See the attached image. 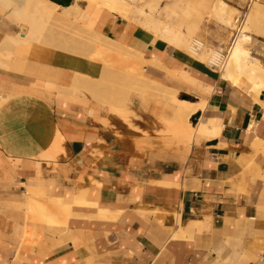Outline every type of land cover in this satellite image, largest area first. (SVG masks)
<instances>
[{
  "label": "crops",
  "instance_id": "0c3cea01",
  "mask_svg": "<svg viewBox=\"0 0 264 264\" xmlns=\"http://www.w3.org/2000/svg\"><path fill=\"white\" fill-rule=\"evenodd\" d=\"M132 25L110 12L96 29L148 47ZM152 47L163 63L204 70ZM15 54L21 65L0 76V264H264V147L253 145L264 144V85L254 95L203 72L213 88L190 102L204 100L193 114L215 127L190 138L174 132L164 100L166 144L187 145L180 159L117 133L61 89L75 72L98 75L89 59L37 42Z\"/></svg>",
  "mask_w": 264,
  "mask_h": 264
},
{
  "label": "bare ground",
  "instance_id": "6f19581e",
  "mask_svg": "<svg viewBox=\"0 0 264 264\" xmlns=\"http://www.w3.org/2000/svg\"><path fill=\"white\" fill-rule=\"evenodd\" d=\"M74 1H76L78 4V8L76 9L77 13L75 14L69 13V8L71 6L72 0L68 3H57L52 0H0V15L5 14V18H7L10 23L15 24L17 27H19V29L14 33H11L10 31L0 30V76L8 74L11 68H16L23 62V60L18 58L15 54V50L17 49V47L28 45L30 42L47 44V42L49 41L50 43H54L51 41L56 38V34L54 31V27L56 26L60 29H69L70 31L77 33L81 31V28H78L79 25L83 24L87 26L84 27V30H86L87 28L88 30L94 32L98 31L96 30L97 23L99 21H102V17L110 12L125 20H128L130 18L129 5L125 0ZM83 1H86L88 3L89 6L87 5V8H85L86 6H84V9H82ZM253 3L254 5L250 7L246 13V21L244 25L239 27L237 35L233 39L228 50V55L225 58H223L222 54H220L218 51L206 49L204 44L199 40L193 39L191 38V36L186 37L184 35H181L179 28L175 22L161 19L158 16H153L152 13L144 15L142 19H136V22L139 24V26L145 29V33H148L149 37L152 40H156L157 44L159 43L160 47L167 48L169 52H172L177 57H184L183 53L180 52L183 50L189 55V59L191 57L209 65L219 64V76L222 79L230 82L233 85L240 86L244 88V90L247 89L252 94L256 95L264 85V65L260 61H258L257 58L255 59V57L251 55L249 50L244 45L252 40L250 30H255L257 32L255 34H258L259 32L263 33V31L260 30L258 24H260L259 22L264 19V9L261 8L258 4H255V2ZM186 5V8L189 7L191 10H194L193 13L197 12L199 14L202 10H209L210 13L213 14L216 18L221 21L227 22V24L229 18L232 15V8L222 0H188ZM57 8H59V10L61 11V15H59V11L58 15H56L55 11ZM190 9H187V15L192 16ZM164 12L166 17L168 18L175 13L172 9L170 11L164 9ZM139 13H142V11H139ZM0 22H2V20H0ZM191 24L193 25L194 23L192 22ZM190 28L192 32L195 31V26ZM140 33L144 32L140 31ZM96 35L94 36L93 33L92 36L88 35L89 39H87V41L90 40L92 44L91 46L93 47H91L90 45L86 47V41L83 47H86V49L88 48L89 50L90 48L93 49H91L88 53H83H85V55H88L87 57L89 58L92 66L94 65L93 68L98 71V75L95 76L74 71L75 73L71 85L69 87L62 88V90L67 94H79L82 96H86V93L81 92L80 90H93L92 87L94 86L95 88L97 84L94 85V83H91L93 85L92 86L90 85V82H92L95 77H97L98 81H100L99 78L102 77L103 80V77H106L107 72L109 74L114 73L110 71L111 68L109 67V63H105L106 55L110 54L111 52H115L116 54L114 55L116 57L119 56L120 59L124 57L136 59L137 61H135L138 65V75L142 78V80L145 79V77L143 76L141 70L146 66V64H150L154 68L169 73L174 77V79L178 80L182 84L198 86L201 92H209V90H207L203 85L199 84L197 79L192 76L186 69L178 68L177 66H168L166 63L161 62L153 56L147 57L142 50L132 48L123 43L115 41L109 36L106 37L110 38L112 40L111 42L109 40H106L107 38L103 37V35L102 38H106L104 39L106 43L104 41V43L97 42V40L101 36H99L98 38ZM90 41L88 42V44H90ZM59 42L60 44H57V42H55L56 45L60 46L62 41L60 40L58 41V43ZM63 42L67 43L68 40L65 39L63 40ZM110 43L113 46L115 45L117 48H114L112 45L110 46ZM149 45L151 46L150 48H153L152 42L149 43ZM83 47L80 46L79 48L82 49ZM72 48H74V46ZM72 48L71 50H73ZM109 60L110 59H108V61ZM97 61H100L101 63H97ZM102 80L100 81L101 84L102 82L104 83V81ZM98 81L95 82L98 83ZM44 86L54 88L52 84L44 83ZM98 91H101V93ZM98 91V99L107 107V110H109V114L113 113L124 120L128 119V117L130 116L128 110L122 109L120 106L121 104L119 105L113 103L111 101L112 98L106 95L102 96L103 90ZM141 92L143 95L144 91ZM167 92L168 94H164L163 98L164 100L169 101L174 106L173 118L171 120L175 126L174 132L176 134L190 138L192 133L194 132L197 133L205 132L207 130H213V128L215 127V121L213 119L206 120L204 117H202L193 127L191 126V123L189 121L190 116L195 111L204 108L206 103L204 100H200L197 103H192L189 100L178 98L175 95L174 91L167 90ZM3 101L4 100L1 97L0 103H2ZM254 141L255 143H253V145L256 148H259L261 146L264 147V144L261 140L257 139ZM254 150L256 151L257 149ZM84 198L85 197H83L82 199ZM177 222L180 223L179 215L177 216Z\"/></svg>",
  "mask_w": 264,
  "mask_h": 264
},
{
  "label": "rangeland",
  "instance_id": "374dc122",
  "mask_svg": "<svg viewBox=\"0 0 264 264\" xmlns=\"http://www.w3.org/2000/svg\"><path fill=\"white\" fill-rule=\"evenodd\" d=\"M125 1L129 5V17L130 18L128 19V21L134 23V25L132 26L136 27L137 30L144 32V33H140V32L138 33V35H141L143 37L144 39L143 43L152 42V45L160 46L159 43L157 44L156 40H152L149 37V34L145 33V29L139 26V24L136 22V19L137 20L142 19L144 15L152 13L153 16H158L161 19L175 22L179 28L181 35H184L186 37L191 36V38L199 40L200 42L204 44L206 49L218 51L220 54H222L223 58H225L228 55V52H226L228 45L232 37L234 35L236 37L239 27L244 25L246 21V13L249 10V8L254 5L253 2H255V4H258L261 8L264 9V0H253V1H250V0H222L226 2L232 8L231 10L232 15L229 18L228 24H227V22L221 21L218 18H216L213 14L210 13L209 10H202L204 12L201 11L199 14L197 12L193 13L194 10H191L189 7L186 8L187 7L186 4L188 0H125ZM207 1H211V0H207ZM82 5H83L82 9H84V6H86L85 8L89 6L86 1H83ZM231 5L235 6L236 8ZM77 8H78L77 2L72 0L71 6L69 8V13H73V14L77 13L76 11ZM164 9L167 11H170L172 9L174 10L175 13L172 14L171 17L168 18L165 15ZM187 9H190L192 16L187 15V11H188ZM58 11H59V15H61V11L59 10V8H57L55 11L56 15H58ZM139 11H142V13H139ZM1 15H0L1 16L0 20H2V22H0L1 31H10L11 33H14L19 29V27H17L15 24L10 23L7 20V18H5L6 17L5 14H1ZM237 16H239L240 18L242 17V23L239 26H238V22H235V19ZM191 21L194 23L193 25L191 24L192 23ZM259 23L260 24L258 25L260 27V30L263 31V33L259 32L258 34H255L257 33L255 30H250L251 33L250 32L249 33L252 36V40L249 43L245 44L244 46L249 50L251 55L255 57V59L257 57L260 61H262L264 57V35H263L264 34V19L261 20ZM189 26L190 27L195 26V29H194L195 31L192 32ZM84 27H87V26L80 24L78 28H81L80 29L81 31L75 33V32L70 31L69 29H63V28L60 29L59 27L56 26L54 27L56 38H54V40L51 41L54 43H50L48 41L47 44L49 43L48 45L54 46L56 47V49L61 50L65 53L73 54V55L82 57L84 59H89L87 57L88 55H85V53H88L91 49H93V48H90V50L88 48L86 49L87 46L92 45L90 40L87 41V39H89V36H92V33L94 36L97 34L96 36L98 38L99 36H101L97 40V42H100V43H104V42L106 43L104 39H106L107 37L100 31L92 32L88 30L87 28L86 30H84L85 29ZM102 35L103 37H106V38H102ZM65 39L68 40L67 43L63 42V40ZM60 40L62 41L61 42L62 46L56 45L55 42H57V44H60V42L58 43V41ZM106 40H109L110 42L112 41L110 38H107ZM89 41H90V44H88ZM84 43H86V47H83L85 45ZM111 45L112 44L110 43V46ZM73 46L74 48H72ZM80 46L83 47L84 49L83 48L80 49L79 48ZM113 47L115 48L116 46L114 45ZM71 48L73 50H71ZM140 48L144 51V54L146 56L151 55L150 50L152 48L143 47V44L140 45ZM180 52L183 53L185 58H189V55L185 51L182 50ZM114 54L116 53L111 52L105 57L106 58L105 63H109V67L111 68L110 71L114 72L112 73L113 75L107 72L106 73L107 79L105 76L103 77V80H102V77H100L99 78L100 81L101 80L104 81V83L102 82V84L100 83V81H98V78L95 77L94 78L95 80L93 79L92 82H90V85H92L93 83L94 85L97 84L95 88L92 85L93 90H80L81 92H85L86 96H82L79 94H74V95L68 94V95L70 97L82 96L83 98L87 100L86 104L89 105L90 108H95L97 106L96 108L99 109L101 113L100 120L106 126L114 129L117 133L127 132L130 134H133L134 136L140 135V137H137V139H140L142 145L147 146L150 150H155L156 154L168 155L170 157L175 156L176 158L183 159L185 157V154L187 153L184 151V148L187 147L186 144L180 141H169V143L166 144V139L167 138L172 139V137L164 131V123L162 122V120H160L159 115L166 114L167 116H170L171 111L168 107L164 106L163 95L168 94L167 90L174 91L177 97L194 101L197 98H201L203 96V94L200 93L201 90L198 88V86H190L186 84H181L179 83V81L177 82L176 79H174V77L171 76L169 73L159 70L157 68H154L150 64H146V66L141 70L143 76L145 77V79L142 80V78L138 75V65L136 64V61H137L136 59L127 58V57L120 59L119 56H117L119 57L117 58ZM107 58L110 60L108 61ZM190 60L197 64H200L204 69L202 70L203 72L212 74L214 77H220L219 76L220 75L219 64L209 65L207 63H203L196 59H193L191 57H190ZM99 62L100 61H97V63ZM165 62L169 66H173L167 61ZM178 67L186 69L190 74L197 77L196 79L199 84L206 87L204 85L205 84L204 82L208 83L207 79L205 78L206 76L203 74V72L201 73L200 71L196 70L194 67L192 68L191 63L189 62L180 63ZM145 68H148V69L144 71ZM144 73L147 76H145ZM95 81L96 82L98 81L99 85ZM53 86L55 87V85ZM210 87L211 89L209 90V92L213 88L212 86ZM98 90H103L102 96L106 95L112 98L111 101L113 103H116L119 105L121 104L120 106L122 109H124L125 106L131 109L132 114H130L128 119L124 120L113 113L109 114V110H107V107L98 99L99 97L97 96V94H99L98 92L101 93V91H98ZM141 91H144L143 95L147 98L145 102H143L139 96V94L142 95ZM202 93H205V92H202ZM1 97L3 100H5L7 95L2 94ZM99 105L100 107H98ZM189 120L193 125H195V123L198 120L197 115L196 114L191 115ZM259 148H263V147L261 146ZM256 172L260 174L258 170H256ZM260 175L264 177V173ZM31 194H33V192ZM244 256L245 255H243V257Z\"/></svg>",
  "mask_w": 264,
  "mask_h": 264
},
{
  "label": "built area",
  "instance_id": "2783aa9c",
  "mask_svg": "<svg viewBox=\"0 0 264 264\" xmlns=\"http://www.w3.org/2000/svg\"><path fill=\"white\" fill-rule=\"evenodd\" d=\"M235 22H238V26H239L242 23V17L240 18L239 16H237L236 19H235ZM234 38H235V35L232 37V39H231V41H230V43L228 45V48H227V51L226 52H228L229 47H230V45H231V43H232V41H233Z\"/></svg>",
  "mask_w": 264,
  "mask_h": 264
},
{
  "label": "water",
  "instance_id": "95a60500",
  "mask_svg": "<svg viewBox=\"0 0 264 264\" xmlns=\"http://www.w3.org/2000/svg\"><path fill=\"white\" fill-rule=\"evenodd\" d=\"M52 1L57 2V3H68L71 0H52ZM148 47H151V46L149 45Z\"/></svg>",
  "mask_w": 264,
  "mask_h": 264
},
{
  "label": "trees",
  "instance_id": "16d2710c",
  "mask_svg": "<svg viewBox=\"0 0 264 264\" xmlns=\"http://www.w3.org/2000/svg\"><path fill=\"white\" fill-rule=\"evenodd\" d=\"M186 100H188V99H186ZM190 101V100H189Z\"/></svg>",
  "mask_w": 264,
  "mask_h": 264
}]
</instances>
